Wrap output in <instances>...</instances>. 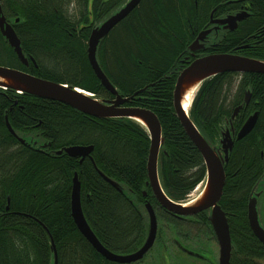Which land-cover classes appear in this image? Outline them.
<instances>
[{"label":"trees","instance_id":"1","mask_svg":"<svg viewBox=\"0 0 264 264\" xmlns=\"http://www.w3.org/2000/svg\"><path fill=\"white\" fill-rule=\"evenodd\" d=\"M123 1L0 0L8 19L19 18L15 30L25 54L36 61V65H23L0 34V65L113 99L89 63L87 46L92 28ZM225 1L141 0L98 49L100 64L122 96L141 90L125 105L147 107L158 116L166 151L161 153L160 179L167 195L176 201H185L206 176L201 152L173 104L177 76L188 64L189 44L207 27L216 7L215 16H223L249 1L251 14L237 30L219 34L215 46L195 57L231 52L250 43V35L264 26V0ZM261 39L239 53L264 60V33ZM248 89L250 102L233 124L238 130L256 111L258 119L248 135L235 141L224 166L226 181L220 200L233 240L231 264H264V244L247 217L249 196L264 174V74L225 72L208 78L197 89L191 108V117L202 134L217 144L221 126L231 121ZM7 115L19 135L38 136L40 141H50V146L38 151L21 143L9 130ZM150 142L147 129L130 118H98L55 100L0 88V264H50L51 238L58 264H129L105 258L78 229L71 209L76 172L86 219L110 251L127 254L142 245L148 229L146 202L152 203L162 226L156 243L138 262L158 243L162 245L161 261L169 259V246L178 247L180 253L185 243H203L208 248L206 239L212 240L214 233L207 212L177 217L158 204L147 183ZM70 145L94 148L81 162L66 153L55 154ZM101 171L125 191L117 189Z\"/></svg>","mask_w":264,"mask_h":264},{"label":"water","instance_id":"2","mask_svg":"<svg viewBox=\"0 0 264 264\" xmlns=\"http://www.w3.org/2000/svg\"><path fill=\"white\" fill-rule=\"evenodd\" d=\"M141 0H124L102 21L91 30L88 39V58L101 83L115 96L113 99L99 98L95 94L66 83H60L52 79L32 75L24 70L0 65V88L13 89L19 93H28L34 96L55 100L67 104L78 111L98 118H118L124 120L130 118L141 123L151 136L150 154L148 157V181L157 201L168 211L178 217L196 215L204 210H209V222L214 230L218 245V264H231L233 240L230 233L228 216L220 204L223 188L226 181L224 165L228 162L234 148L235 141L246 136L255 126L258 112L250 114L242 126L236 130L233 120L236 119L239 110L248 105L251 99V89L244 96V102L236 107L231 115L230 122L221 126L222 137L219 143L214 144L205 139L196 122L186 109L189 97L195 93L202 82L217 74L224 72L259 73L264 74V60L242 56L235 53L213 52L202 54L190 61L177 76L174 89V108L184 129L200 149L206 166V178L203 190L192 201H176L170 198L163 189L159 176V153L165 148V136L163 127L156 113L147 107L126 106L129 97L122 96L116 85L105 73L98 60V49L102 40L109 32L134 10ZM217 7L211 12L210 22L218 34L222 31H233L238 23L248 16V12H237L214 19ZM0 29L5 39L14 48L18 58L24 64L28 63V57L22 49L21 42L14 31L13 26L7 21L0 7ZM212 27L201 30L197 37L189 45L192 52L205 51L206 44L202 43L212 31ZM193 99L190 101L192 105ZM6 122L10 130L15 133L8 116ZM21 142L35 150H45L51 144L50 141H40L35 135H22ZM94 146L72 145L55 150V154L66 153L79 157L80 161L92 152ZM104 175V174H103ZM105 176V175H104ZM264 176V174H263ZM120 191L124 187L107 176ZM264 179L257 190L251 192L247 203V217L253 233L264 244ZM148 211V232L144 243L136 251L127 254H118L107 249L99 240L91 228L83 211L81 201V181L75 173L72 183L71 209L72 216L81 233L92 245L107 259L121 263H133L142 259L152 248L157 238L158 220L151 202H146ZM186 249V248H185ZM191 254H197L187 250ZM51 262L58 264V251L55 242H50ZM200 256V255H199Z\"/></svg>","mask_w":264,"mask_h":264},{"label":"bare ground","instance_id":"3","mask_svg":"<svg viewBox=\"0 0 264 264\" xmlns=\"http://www.w3.org/2000/svg\"><path fill=\"white\" fill-rule=\"evenodd\" d=\"M0 7H1V10L3 11V8H2V6H1V3H0ZM3 14H4V12H3ZM4 16L6 17V15L4 14ZM214 19H217V18H222L221 16H214L213 17ZM6 19H7V21H9L10 22V24L13 26V28H14V31L16 32V30H15V27H14V24L16 23V22H18V20H19V18H13V19H8L7 17H6ZM210 20H211V15H210V18H209V21H208V23H207V27L206 28H210V27H212L213 29H212V31L207 35V37H206V39L202 42V43H205L206 44V47H207V49L208 48H210V47H212V46H215L216 45V43H217V41H218V39H219V34L216 32V30L214 29V24H212L211 22H210ZM93 29V28H92ZM205 29V28H204ZM234 31V30H233ZM232 31V32H233ZM0 34L3 36V38L5 39V36L3 35V33H2V31H1V29H0ZM16 34H17V32H16ZM91 34V33H90ZM17 36H18V34H17ZM90 36V35H89ZM108 36V35H107ZM197 37V36H196ZM195 37V38H196ZM18 38H19V40H20V42H21V39H20V37L18 36ZM89 39V38H88ZM5 41L8 43V41L5 39ZM9 45H10V43H8ZM191 44V43H190ZM189 44V45H190ZM11 46V45H10ZM21 46H22V42H21ZM12 47V46H11ZM248 46L246 45V44H243V45H241L240 47H237V48H235L233 51H231V52H226V53H235V54H238L239 53V50H241V49H244V48H247ZM12 49L14 50V48L12 47ZM22 49H23V47H22ZM188 50H190V49H188ZM191 51V50H190ZM14 52H15V50H14ZM192 52V51H191ZM201 52H203V51H201ZM16 53V52H15ZM194 53V52H193ZM17 54V53H16ZM202 55V54H201ZM18 56V55H17ZM87 56H88V46H87ZM28 57V56H27ZM32 58V57H31ZM196 58V57H195ZM194 58V59H195ZM193 59V58H192ZM192 59H190L187 63H189L190 61H192ZM193 59V60H194ZM32 60L34 61V63L36 64V61H35V59L34 58H32ZM88 60H89V58H88ZM99 60V59H98ZM89 63H90V61H89ZM186 63V64H187ZM22 64L23 65H26L27 67H28V65H29V57H28V63L26 64H24L23 62H22ZM91 65V64H90ZM101 65V64H100ZM91 67H92V65H91ZM101 67H102V65H101ZM103 68V67H102ZM17 69H20V68H17ZM92 69H93V67H92ZM20 70H23V69H20ZM104 70V69H103ZM25 71V70H24ZM93 71H94V69H93ZM105 71V70H104ZM26 72H28V71H26ZM28 73H30V72H28ZM94 73H95V71H94ZM106 73V72H105ZM225 73V72H224ZM234 73H239V72H234ZM30 74H32V73H30ZM107 74V73H106ZM240 74V73H239ZM32 75H35V74H32ZM95 75H96V73H95ZM35 76H38V75H35ZM97 76V75H96ZM109 77V76H108ZM98 78V77H97ZM99 79V78H98ZM100 80V79H99ZM112 81V80H111ZM176 81H177V79H176ZM175 84H176V82H175ZM103 85V84H102ZM104 86V85H103ZM105 87V86H104ZM80 88V87H79ZM199 88V87H198ZM197 88V89H198ZM174 89H175V86H174ZM197 89H196V91H197ZM80 90H83L82 88L80 89ZM87 91V90H86ZM196 91H195V93H196ZM88 92H90V91H88ZM141 92V90H138V91H136L133 95H129V96H124V97H129L130 99H129V101H127L126 102V104H129L131 101H133L134 99H135V97L139 94ZM19 93V92H18ZM195 93H193V95L192 96H190L189 97V102L186 104V109L188 110V111H190V115H191V108H192V105H190V101L193 99L194 100V97H195ZM138 98H141V97H138ZM173 104H174V92H173ZM192 104H193V101H192ZM241 105V104H240ZM126 106H132V105H126ZM239 106V105H238ZM238 106H236V107H238ZM247 105H244L240 110H239V112L244 108V107H246ZM137 107H142V106H137ZM236 107L234 108V110L236 109ZM175 109V108H174ZM176 112V111H175ZM234 112V111H233ZM239 112H238V114H239ZM237 114V115H238ZM253 114V113H252ZM259 114V113H258ZM89 115V114H88ZM8 116V115H7ZM113 118V117H112ZM159 119V118H158ZM257 119H258V115H257V118H256V122H257ZM181 122V121H180ZM6 124H7V122H6ZM11 124V123H10ZM8 126V125H7ZM183 126V125H182ZM9 128V127H8ZM13 128V127H12ZM14 129V128H13ZM9 130H10V128H9ZM11 131V130H10ZM15 131V130H14ZM186 131V130H185ZM252 131V130H251ZM250 131V132H251ZM12 132V131H11ZM249 132V133H250ZM13 133V132H12ZM202 133V132H201ZM248 133V134H249ZM15 135H17V137H18V140L21 142V140L19 139V137H21L22 135H19L16 131H15V133H14ZM247 134V135H248ZM203 135V134H202ZM189 136V135H188ZM204 136V135H203ZM205 137V136H204ZM221 137H222V132H221ZM221 137H220V139H219V141L218 142H220V140H221ZM150 138H151V136H150ZM191 139V138H190ZM206 139V138H205ZM207 140V139H206ZM22 143V142H21ZM195 144V143H194ZM70 146H72V145H70ZM82 146H90V145H82ZM150 146H151V142H150ZM66 147H68V146H66ZM198 148V147H197ZM47 149V148H46ZM45 149V150H46ZM199 149V148H198ZM164 149H161V151H160V153H159V157H158V161H159V176H160V161H161V153H166V151H163ZM40 151H44V150H40ZM150 151V150H149ZM199 151H200V149H199ZM201 152V151H200ZM149 154H150V152H149ZM201 155H202V153H201ZM70 156V155H69ZM88 156H91V153H90V155H88ZM88 156H86V157H88ZM72 157H75V156H72ZM85 157V158H86ZM203 157V156H202ZM76 158H79V157H76ZM84 158V159H85ZM79 160H80V158H79ZM203 160H204V158H203ZM81 162V161H80ZM204 163H205V161H204ZM226 164V163H225ZM225 166V165H224ZM224 169H225V167H224ZM77 173V172H76ZM101 173H103L102 171H101ZM78 174V173H77ZM104 174V173H103ZM102 174V175H103ZM226 174V173H225ZM105 176H107L106 174H104ZM103 175V176H104ZM104 176V177H105ZM108 177V176H107ZM110 178V177H109ZM205 178H206V176H205ZM264 178V176H262V178L260 179V181L254 186V188H253V190L252 191H254V190H257V188H258V185L260 184V182L262 181V179ZM112 179V178H111ZM161 180V179H160ZM205 182V179H204V181H202L201 183H199L198 185H200V184H202V183H204ZM119 183V182H118ZM161 184H162V182H161ZM197 185V186H198ZM197 186L188 194V198L185 200V201H192L194 198H192V199H190V197L192 196V194H194V190L197 188ZM162 187H163V185H162ZM163 189H164V187H163ZM201 193V192H200ZM199 193V194H200ZM198 194V195H199ZM221 200V199H220ZM158 202V201H157ZM158 204L161 206V207H163L164 209H166L163 205H161L159 202H158ZM153 206V205H152ZM145 208H146V206H145ZM155 209V208H154ZM167 210V209H166ZM146 211H147V209H146ZM168 211V210H167ZM155 212H156V209H155ZM147 214H148V211H147ZM196 215H198V214H196ZM196 215H193V217H195ZM156 216H157V220H158V215H157V212H156ZM209 216V215H208ZM186 217H191V216H186ZM158 222H159V220H158ZM147 232H148V229H147ZM157 235H158V232H157ZM145 241V240H144ZM156 241V240H155ZM102 243V242H101ZM144 243V242H143ZM142 243V244H143ZM103 244V243H102ZM155 244V243H154ZM104 245V244H103ZM154 246V245H153ZM152 246V247H153ZM141 247V246H140ZM151 250V249H150ZM149 250V251H150ZM148 251V252H149ZM147 252V253H148ZM146 253V254H147ZM145 254V255H146ZM145 257V256H144ZM143 257V258H144ZM142 258V259H143ZM142 259H140V260H142ZM140 260H138V261H140ZM138 261H135V262H133V263H136V262H138ZM50 262H51V260H50ZM129 264H132V263H129Z\"/></svg>","mask_w":264,"mask_h":264},{"label":"rangeland","instance_id":"4","mask_svg":"<svg viewBox=\"0 0 264 264\" xmlns=\"http://www.w3.org/2000/svg\"><path fill=\"white\" fill-rule=\"evenodd\" d=\"M236 84H237V82H236ZM204 183L197 186V188L193 191L194 194H192L190 199L196 198V196H198V194L203 190ZM260 184H261V182H260ZM260 184L258 185V187L260 186ZM262 197H264V196L262 195ZM159 226H162V222L160 219H159V223H158V228H159ZM164 227L166 229H168L166 225ZM193 231H194L193 232L194 234L197 233V229H194ZM205 243L208 245V248L205 246L202 247L203 243L201 244V248L204 250L209 249V252L207 253V258H208L207 260L192 257L189 254L184 253V252L180 253V252H178V250H179L178 247L173 248V246L172 247L169 246L167 249L169 259L166 258L164 261H161L164 257L161 256V255H163L162 254L163 253L162 252V245H161V243H158L154 247V249L151 251V254H149L145 258V260L138 262V263H134V264H218L219 245L217 244V240L215 238H213L212 240L206 239ZM167 244L169 245L168 241H167ZM186 244L190 245V247H188V249H191V247H194L196 249L199 248V246L192 245L190 243H185V244H181V245H183L185 247V246H187ZM210 244L212 245L213 249H210ZM159 253H160V257H159Z\"/></svg>","mask_w":264,"mask_h":264},{"label":"flooded vegetation","instance_id":"5","mask_svg":"<svg viewBox=\"0 0 264 264\" xmlns=\"http://www.w3.org/2000/svg\"><path fill=\"white\" fill-rule=\"evenodd\" d=\"M232 1H234V2H243V1H246V0H226L225 2L226 3H229V2H232ZM250 2L249 1H246V3L245 4H241L240 5V8L239 9H237L235 12H233V13H227V14H225V15H229V14H235V13H237V12H242V11H244V12H248V16L245 18V19H243V20H241L239 23H238V26L236 27V29L235 30H237L238 28H239V26L241 25V23H243L245 20H247L249 17H250V12L251 11H249V9L248 8H250ZM225 15H223V16H221V17H224ZM234 30V31H235ZM232 31H229L228 33H231ZM227 32L226 31H222L220 34H222V35H225ZM264 33V26L262 27V28H260V29H258L257 31H255L253 34H251L250 35V37H251V42L250 43H245L248 47L247 48H249V47H251V46H256V45H258L261 41H262V39H261V35ZM199 52H201V51H196V52H191L190 51V54H187V55H185V56H187L186 57V59H185V62L187 63L190 59H192L193 57H195L196 56V54L197 53H199ZM239 55H242V56H247V57H251V58H257V59H260V58H258V57H256V56H252V55H248V54H245V53H238ZM30 63H33V64H35L34 63V61L32 60V58L30 57L29 58V65H30ZM29 65H28V67H29ZM36 65V64H35ZM24 70V69H23ZM126 104V103H125ZM124 104V105H125ZM157 200V199H156ZM205 212H207V217H208V215H209V210H204ZM204 211H202V212H204ZM170 212V211H169ZM170 213H172V212H170ZM201 213V212H200ZM173 214V213H172ZM199 214V213H198ZM227 214V213H226ZM174 215V214H173ZM228 216V215H227ZM178 217V216H177ZM191 217H193V216H191ZM209 220V219H208ZM210 223V222H209ZM211 225V224H210ZM212 227V226H211ZM212 231H213V233H214V230H213V228H212ZM214 238L216 239V236H215V233H214ZM156 240H157V238H156ZM217 240V239H216ZM155 243H156V241H155ZM217 244H218V242H217ZM199 246V248L198 249H196V248H194V247H191V249H188V247H190L189 245H187V246H181L182 247V251L184 252V253H187V254H189L190 256H195V257H197V258H200V259H203V260H207L208 258H207V253L209 252V249H207V250H204V249H202L201 248V244L200 245H198ZM202 247H204V245L202 246ZM186 248V249H185ZM187 250H190V251H193L194 253H197V254H191V253H189ZM200 255V256H199Z\"/></svg>","mask_w":264,"mask_h":264}]
</instances>
